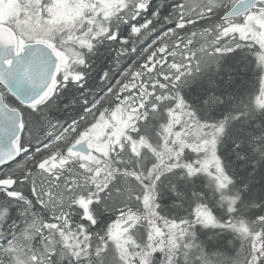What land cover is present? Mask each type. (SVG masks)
I'll return each instance as SVG.
<instances>
[{
    "label": "snow or ice",
    "instance_id": "snow-or-ice-1",
    "mask_svg": "<svg viewBox=\"0 0 264 264\" xmlns=\"http://www.w3.org/2000/svg\"><path fill=\"white\" fill-rule=\"evenodd\" d=\"M166 4L0 0V264H264V123L236 130L246 174L220 152L264 117V0ZM197 226L238 246L207 250Z\"/></svg>",
    "mask_w": 264,
    "mask_h": 264
},
{
    "label": "trees",
    "instance_id": "trees-1",
    "mask_svg": "<svg viewBox=\"0 0 264 264\" xmlns=\"http://www.w3.org/2000/svg\"><path fill=\"white\" fill-rule=\"evenodd\" d=\"M154 2L159 4V0H154ZM174 2L175 0H167V4L165 5L167 11H171L170 6ZM161 12L162 14H167L164 8L161 9ZM237 78L240 83L233 92V104L239 101L247 102L249 93L254 90L255 78L250 71H241ZM187 99L188 103L192 104L196 100V97H191ZM230 110V107L221 105L211 112V116L213 120H221L225 118L228 111ZM262 123H264V117H260L259 114H257V117H255L254 120L249 123H244L243 121H236L233 123L232 127L228 129V135L223 137L222 144L220 145V152L222 154V157L228 159L239 174H246L248 170L256 166L257 162L253 159H250L248 161H239L236 159L235 153L233 151V139L235 138L236 130L244 128L246 130V133L258 135L261 130ZM261 170H264V163L259 165V167L257 168V172L259 173ZM205 184L206 181H197L196 189H203L207 193L208 189L204 187ZM178 203L179 201L176 200L174 193L164 195L163 199L161 200L162 206L165 208L166 212L169 215H185L188 205L186 204L184 209L177 211V209H175L173 205ZM220 211L222 210H218L216 214H219ZM254 211L259 210L256 209ZM197 227L200 229V231L198 232L199 240L205 245L207 250L223 251L228 254H232L235 251V248L238 246V241H236L235 235L230 230L222 231L217 234L216 230L212 229L211 226Z\"/></svg>",
    "mask_w": 264,
    "mask_h": 264
},
{
    "label": "rangeland",
    "instance_id": "rangeland-1",
    "mask_svg": "<svg viewBox=\"0 0 264 264\" xmlns=\"http://www.w3.org/2000/svg\"><path fill=\"white\" fill-rule=\"evenodd\" d=\"M74 14V9L64 6L61 3V7L59 8L58 15L61 18H70Z\"/></svg>",
    "mask_w": 264,
    "mask_h": 264
}]
</instances>
